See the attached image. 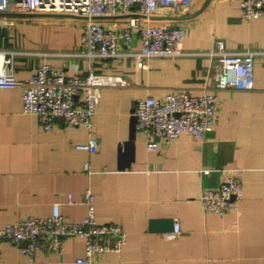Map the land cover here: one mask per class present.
I'll use <instances>...</instances> for the list:
<instances>
[{
  "label": "crops",
  "instance_id": "0c3cea01",
  "mask_svg": "<svg viewBox=\"0 0 264 264\" xmlns=\"http://www.w3.org/2000/svg\"><path fill=\"white\" fill-rule=\"evenodd\" d=\"M78 19L36 15L0 25V52L13 54L19 80L48 63L72 66L69 74L93 70L125 81L101 90L94 121L98 147L92 152L75 147L87 141L84 128L57 121L44 130L36 116L23 112L22 87L0 88V227L47 215L56 201L68 220L81 221L87 213L82 195L90 188L96 220L118 223L127 234L123 249L104 252L97 264H264V20H242L240 0H193L190 10L148 20L184 27L183 54L136 66L132 56L88 60ZM104 21L127 24L126 17ZM217 40L230 52H258L253 88L217 90L218 120L202 141L182 135L149 150L136 134L134 160L119 170L118 146L128 139L136 100L179 89L195 95L209 90ZM138 46L134 41L131 52ZM224 168L240 171L243 197L220 216L203 209L200 194L220 184ZM153 218L172 219L178 233L166 238L151 231ZM63 247L61 253L36 251L29 257L0 241V264H80L84 240L68 236Z\"/></svg>",
  "mask_w": 264,
  "mask_h": 264
},
{
  "label": "built area",
  "instance_id": "2783aa9c",
  "mask_svg": "<svg viewBox=\"0 0 264 264\" xmlns=\"http://www.w3.org/2000/svg\"><path fill=\"white\" fill-rule=\"evenodd\" d=\"M193 0H0V13L70 14L86 21L82 25L84 49L88 60H109L132 56L136 66L151 59L177 57L183 54L182 42L186 30L179 25L150 23L156 15L190 10ZM241 18L250 23L254 18L264 20V0H240ZM126 17L125 26L107 25L104 20ZM19 18L0 16V25L10 26ZM21 19V18H20ZM137 41L139 46L131 52ZM127 50V51H126ZM258 52L225 50L222 40L216 41L212 52V73L209 90L191 94L185 89L168 91L159 97L147 96L136 100V134L144 137L149 150H156L158 142H174L187 135L202 141L215 128L219 105L217 90L253 88L254 68ZM264 59V52H262ZM143 60V61H142ZM72 66L55 67L37 64L24 80L15 76L13 54L0 52V88L22 87V109L36 116L44 130H51L57 121L63 127L85 129L87 141L76 144L80 150L94 151L98 139L94 135V121L101 90L109 85H124L115 75L88 70L83 74H69ZM76 68V67H73ZM85 169L89 170L88 163ZM222 180L216 187L201 191L200 200L206 212L223 216L237 207L243 197L240 171L221 169ZM87 213L81 221L68 220L61 212L62 203H52L51 212L41 216H25L0 227V241L13 243L24 256L36 251L59 252L64 238L84 240V254L76 258L80 264H97L98 256L107 251L119 253L126 244V232L118 223H100L95 218L94 194L87 188L82 195ZM66 204H73L69 195ZM178 233L164 232V237Z\"/></svg>",
  "mask_w": 264,
  "mask_h": 264
},
{
  "label": "water",
  "instance_id": "95a60500",
  "mask_svg": "<svg viewBox=\"0 0 264 264\" xmlns=\"http://www.w3.org/2000/svg\"><path fill=\"white\" fill-rule=\"evenodd\" d=\"M36 15H60V14H23V13H0V16L15 17V18H30ZM136 116L134 108L131 110L129 121V136L128 139L118 146V169L123 170L130 167L135 156V130ZM150 230L157 232H168L173 229V220L170 218H153L149 222Z\"/></svg>",
  "mask_w": 264,
  "mask_h": 264
},
{
  "label": "rangeland",
  "instance_id": "374dc122",
  "mask_svg": "<svg viewBox=\"0 0 264 264\" xmlns=\"http://www.w3.org/2000/svg\"><path fill=\"white\" fill-rule=\"evenodd\" d=\"M25 19H27V18H19V19H17V20H15V22H22L23 20H25ZM76 22H77V24H79V25H84L85 23H86V21H84V20H81V19H78V20H76ZM54 30V29H53ZM46 34V33H45Z\"/></svg>",
  "mask_w": 264,
  "mask_h": 264
}]
</instances>
